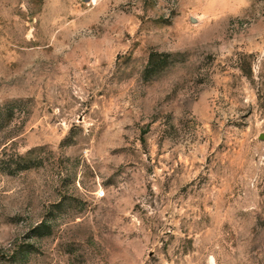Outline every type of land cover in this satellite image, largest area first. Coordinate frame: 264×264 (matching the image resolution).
<instances>
[{
    "label": "rangeland",
    "instance_id": "1",
    "mask_svg": "<svg viewBox=\"0 0 264 264\" xmlns=\"http://www.w3.org/2000/svg\"><path fill=\"white\" fill-rule=\"evenodd\" d=\"M0 264H264V0H0Z\"/></svg>",
    "mask_w": 264,
    "mask_h": 264
}]
</instances>
